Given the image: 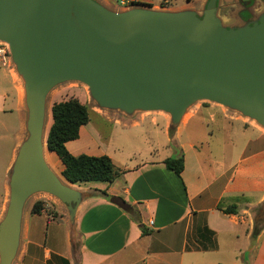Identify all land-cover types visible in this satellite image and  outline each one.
I'll return each instance as SVG.
<instances>
[{
	"label": "crops",
	"instance_id": "0c3cea01",
	"mask_svg": "<svg viewBox=\"0 0 264 264\" xmlns=\"http://www.w3.org/2000/svg\"><path fill=\"white\" fill-rule=\"evenodd\" d=\"M95 1L115 12L131 8L130 3L156 9L164 1H183L185 5H178L172 12L198 13L208 2ZM219 3V17L225 23L234 19L252 22L264 12L261 0ZM240 6L244 9L236 13ZM243 14L248 17L245 19ZM91 109L92 114L111 125L120 124V119L129 120L130 125H123L127 130L122 136L126 140L135 135L149 147L137 148L132 152L133 160L116 165L109 155V137L103 136L92 120L83 126L79 139L67 143L68 151L73 156H108L121 175L113 183L72 184L73 189L85 194L75 211L74 226L66 206L65 212L57 209L54 219L49 208L40 214L32 213L34 204L26 208L13 264H264V227L256 239L252 238L257 210L264 204L263 127L254 121H241L226 108L213 105L208 112L201 106L187 112L172 134L171 118L161 112L127 116L119 111ZM208 113L210 123L219 124L217 131L224 136L220 157H214L208 141L211 133L196 128V121L204 124ZM27 120L24 82L11 58H1L0 223L8 208L11 170L28 135ZM147 121L150 126L145 127L143 123ZM158 129L162 130L165 145L159 143V138L154 142L152 134ZM241 137L243 142L239 141ZM205 145L208 154L201 158L200 149ZM47 153L51 154V159L45 156L49 167L62 176L63 163L55 153ZM180 154L184 157V171L178 177L164 162ZM104 194L121 197L132 207L137 220ZM233 204L238 206L236 215H226L218 209V205L226 209Z\"/></svg>",
	"mask_w": 264,
	"mask_h": 264
},
{
	"label": "water",
	"instance_id": "95a60500",
	"mask_svg": "<svg viewBox=\"0 0 264 264\" xmlns=\"http://www.w3.org/2000/svg\"><path fill=\"white\" fill-rule=\"evenodd\" d=\"M219 8V0H208L202 14L115 12L95 0H0V41L9 45L28 109V135L11 170L0 223V264L17 257L33 195L57 198L72 226L85 198L45 158L47 99L58 85H86L103 110L164 112L172 127L197 102L208 101L264 128V12L227 29Z\"/></svg>",
	"mask_w": 264,
	"mask_h": 264
},
{
	"label": "trees",
	"instance_id": "16d2710c",
	"mask_svg": "<svg viewBox=\"0 0 264 264\" xmlns=\"http://www.w3.org/2000/svg\"><path fill=\"white\" fill-rule=\"evenodd\" d=\"M141 5V4H140ZM145 7H152L143 5ZM92 109L89 105L82 104L78 99L72 98L55 103L52 107L53 123L50 127L47 144L48 150L55 153L65 169L62 176L71 184H84L90 182L113 183L120 175L112 159L108 156L93 157L88 155L73 156L67 149V143L78 140L80 129L91 121ZM174 127L171 128L172 134ZM164 164L167 169L181 177L184 171V157L182 154L174 158L167 159ZM108 197L106 194H104ZM111 203L117 205L133 218L136 219L132 207L121 197H108ZM239 201V200H237ZM218 209L226 215L238 214V206L224 209L218 205ZM44 210L42 202H36L32 213L40 214ZM143 234L146 233L144 227ZM264 227V204L258 210L252 238L256 239Z\"/></svg>",
	"mask_w": 264,
	"mask_h": 264
},
{
	"label": "rangeland",
	"instance_id": "374dc122",
	"mask_svg": "<svg viewBox=\"0 0 264 264\" xmlns=\"http://www.w3.org/2000/svg\"><path fill=\"white\" fill-rule=\"evenodd\" d=\"M185 5V2L181 1L178 2V4H174L172 1L166 3L165 1L162 2L159 5V8H150V7H145L142 4H138V3H130V7L126 10H120L121 12H125L134 8H145V9H152L155 11H176L177 7H179L178 5ZM242 4V3H241ZM117 7H121L120 5H118ZM243 10L244 7L240 6V8H238V10H235L236 13H239L240 10ZM243 12V11H242ZM242 12H240V14H242ZM202 14V13H201ZM200 14V15H201ZM236 15V14H235ZM240 24H242V21H237V19H234L231 23L229 24H224L225 27L227 29H232V28H237ZM0 48H4L7 52L8 57L11 58V54H10V49H9V45L1 42L0 41ZM72 98H76L78 99L81 103H87L91 108H93L96 112L99 111V105H97V103L93 100V98L91 97L89 88L80 83V82H65L62 83L60 85H58L57 87H55L51 93L48 96L47 99V108L48 111L50 110V108L52 107V105L56 102H60V101H64V100H69ZM219 106V107H223L221 105L215 104V103H211L208 101H200L197 102L195 105H193V107H191L188 111V113H190V111L195 108L196 106H201L205 111L208 112V110L211 109V106ZM225 108V107H223ZM226 110H228V112H230L231 114H234L235 116L239 117V119L242 121H246V122H250L252 120L243 117L241 114L229 110L226 108ZM145 113H151V112H145ZM162 114H166L164 112H161ZM168 116V118H171L169 114H166ZM209 113L204 117V124L201 125L200 122L196 121V128L197 129H202V132H206V133H211L212 136L208 137V141L211 143V149L213 150V154L214 157H220L221 154V150H219V146L220 143L223 141V134L220 131H217V127L219 126V124L216 123H210L209 119ZM91 120L94 126H97V129L100 131V133L105 136V137H109L108 138V144H109V155H111V157H113L114 162L116 165H120V163H125L128 162L130 160H133L134 157L131 155L133 154L132 152L136 151L137 148L139 149H143L145 147H149V145H146L143 140L138 139L135 135L132 137H128L125 138L122 136V132L124 130L123 125H130L131 123L129 122V120L126 119H120L121 123L120 124H109L107 122H104L103 119L99 118L98 116L91 114ZM201 121V119H200ZM256 123V122H255ZM145 124V127H148L150 125L149 121L143 123ZM240 127L242 126L241 122H239ZM130 130V129H128ZM161 129L157 130V133L153 132L152 136L154 137V142H158V138H159V143L165 145L166 141L165 138L163 137V134L161 132ZM239 141L243 142V137L239 138ZM201 151V158L206 157L208 154L207 151V146H204V149H200ZM164 153V155L167 153L165 150L162 151ZM162 154V153H161ZM155 156H157V153H154ZM45 156L48 157L49 159H51V154L45 152ZM130 159V160H129ZM138 159V158H137ZM36 202H42L44 204V208H49V214L51 215V217L54 219L53 215H56V211L57 209H62L65 212V205L63 203H61L57 198L52 197L48 194H36L33 195L26 203L25 209L29 208L30 206H32L33 204H35ZM9 204V202H8ZM258 214V210L256 215Z\"/></svg>",
	"mask_w": 264,
	"mask_h": 264
},
{
	"label": "bare ground",
	"instance_id": "6f19581e",
	"mask_svg": "<svg viewBox=\"0 0 264 264\" xmlns=\"http://www.w3.org/2000/svg\"><path fill=\"white\" fill-rule=\"evenodd\" d=\"M51 109V108H50ZM53 123V119L49 110V116H47V121H46V132H45V137L47 135L48 130L50 129L51 125ZM47 152V151H46Z\"/></svg>",
	"mask_w": 264,
	"mask_h": 264
},
{
	"label": "built area",
	"instance_id": "2783aa9c",
	"mask_svg": "<svg viewBox=\"0 0 264 264\" xmlns=\"http://www.w3.org/2000/svg\"><path fill=\"white\" fill-rule=\"evenodd\" d=\"M8 57L7 52L4 48H0V59H6Z\"/></svg>",
	"mask_w": 264,
	"mask_h": 264
},
{
	"label": "flooded vegetation",
	"instance_id": "af4514ba",
	"mask_svg": "<svg viewBox=\"0 0 264 264\" xmlns=\"http://www.w3.org/2000/svg\"><path fill=\"white\" fill-rule=\"evenodd\" d=\"M243 0H241V2H242ZM243 17H245V19L248 17L246 14H243Z\"/></svg>",
	"mask_w": 264,
	"mask_h": 264
}]
</instances>
